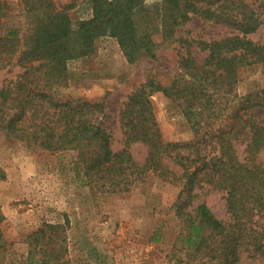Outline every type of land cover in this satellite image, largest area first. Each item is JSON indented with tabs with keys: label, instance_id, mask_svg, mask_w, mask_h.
Instances as JSON below:
<instances>
[{
	"label": "trees",
	"instance_id": "obj_1",
	"mask_svg": "<svg viewBox=\"0 0 264 264\" xmlns=\"http://www.w3.org/2000/svg\"><path fill=\"white\" fill-rule=\"evenodd\" d=\"M215 1L162 0L151 5L147 0H93V16L75 24L69 12L77 0L61 7L55 0H26L36 17L30 16L35 26L25 45L14 31L0 35V70L14 63L24 68L0 86V130L8 140L29 147L77 149L79 172L93 188L128 191L151 175L179 186L175 208L189 247L206 251L212 264H241L244 253L264 264V122L253 111L256 104L264 106V97L253 92L232 98L235 104L226 101L241 65L264 61V45L246 36L261 20L255 10L245 9L243 0L213 7ZM191 13L225 22L238 32L200 41L194 49L189 43L169 84L151 77L132 91L121 109L126 145L115 151L113 135L101 122L104 104L61 93L68 83V61L91 54L97 38L105 35L116 36L131 60L156 57L155 35L174 38ZM196 50L208 51L203 61ZM158 91L183 108L195 129L194 139L164 138L152 101ZM134 142L148 146L143 163L134 158ZM238 145H245L244 156ZM7 176L0 164V181ZM208 186L225 192L228 222L206 202L195 205ZM3 219L1 214L0 223ZM62 226L46 222L29 235L25 264H51L52 257H59L61 253L44 249V241ZM9 244L0 226V264ZM42 250L40 261L36 258Z\"/></svg>",
	"mask_w": 264,
	"mask_h": 264
},
{
	"label": "rangeland",
	"instance_id": "obj_2",
	"mask_svg": "<svg viewBox=\"0 0 264 264\" xmlns=\"http://www.w3.org/2000/svg\"><path fill=\"white\" fill-rule=\"evenodd\" d=\"M71 1L55 0L57 7ZM224 1L216 0L213 7ZM158 2L162 0H147L151 5ZM243 2L247 4L245 9L255 10L261 20L260 26L246 36L264 45V0ZM31 11L26 0H0V35L14 31L24 46L35 26L30 16L36 17V12ZM69 13L75 24L92 17L93 0H77ZM191 14L179 25L174 38L165 40L162 33L155 35L156 57L139 55L131 60L116 36L105 35L97 38L91 54L68 61V83L60 88L61 93L104 104L101 122L113 135L115 151L126 145L121 109L132 91L151 77L169 84L179 72L180 55L189 43L194 49L200 41L238 32L225 22ZM195 53L203 61L208 51ZM23 70L16 63L1 69L0 86ZM253 92L264 97V61L241 65L234 91L226 101L232 105V98ZM152 101L167 141L195 138V129L177 102L163 91L155 92ZM253 111L264 122V106L256 104ZM237 147L244 156L245 145ZM131 151L143 163L148 146L134 142ZM260 159L264 161V149ZM77 160V149L29 147L8 140L0 130V164L8 175L0 181V215H4L0 226L11 243L4 264H25L31 250L29 235L46 222L63 225L44 241V249L52 255L61 253L58 258L52 257L51 264H212L206 251L189 247L175 208L179 186L151 175L128 191H104L86 183ZM201 202H206L221 220H231L224 191L208 186L201 190L195 205ZM44 255L43 250L38 251L36 259L42 261ZM241 264L259 261L244 253Z\"/></svg>",
	"mask_w": 264,
	"mask_h": 264
}]
</instances>
